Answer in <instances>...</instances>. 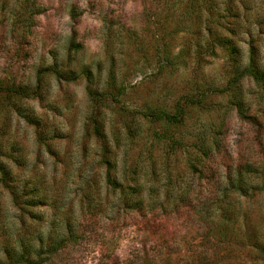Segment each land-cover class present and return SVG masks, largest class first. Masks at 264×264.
Segmentation results:
<instances>
[{
	"label": "rangeland",
	"instance_id": "1",
	"mask_svg": "<svg viewBox=\"0 0 264 264\" xmlns=\"http://www.w3.org/2000/svg\"><path fill=\"white\" fill-rule=\"evenodd\" d=\"M248 67L264 0H0V264H264Z\"/></svg>",
	"mask_w": 264,
	"mask_h": 264
},
{
	"label": "trees",
	"instance_id": "2",
	"mask_svg": "<svg viewBox=\"0 0 264 264\" xmlns=\"http://www.w3.org/2000/svg\"><path fill=\"white\" fill-rule=\"evenodd\" d=\"M47 71L53 73L58 79H62V80H73V79H75V76L73 74L65 73L62 70H60L58 67L53 66V67H50L47 69L40 70L37 74V80L40 79L41 74H43L44 72H47ZM241 73H245V74L247 73L253 79H256L259 81L264 80V70L259 71V70H254V69L248 67V68L243 69L241 71ZM85 75L87 76V74H85ZM34 88H35L34 89V92H35L37 89V86H35ZM4 90L7 92V94L12 93V94H16V95L22 96V97H28L31 95L26 90L20 89L19 86H14V85H10V86L4 88ZM86 93H87L89 99L91 100V102L93 103L94 111H97V109H99L101 107V105L104 103V101H107V100H110L112 102H118L119 101L118 94H112V93H109L106 91H95V90H92L89 87H87ZM188 99L189 98L186 97V101L184 103L189 101ZM182 114H183V107L182 106H177V109L174 113H167V112L155 111V110H150L148 113H145V115L147 117H149L152 121L163 120L167 123L179 122L181 117H182ZM242 117H245V116H242ZM91 121H92V125L94 127L95 133L100 136L101 131L99 130V126L97 124L96 118L92 117ZM6 180H7L6 173L4 170H1L0 181L5 186L7 184Z\"/></svg>",
	"mask_w": 264,
	"mask_h": 264
}]
</instances>
